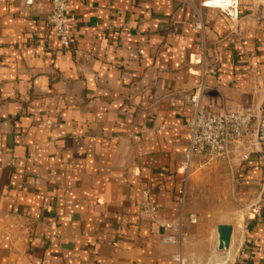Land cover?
Here are the masks:
<instances>
[{"label":"crops","instance_id":"0c3cea01","mask_svg":"<svg viewBox=\"0 0 264 264\" xmlns=\"http://www.w3.org/2000/svg\"><path fill=\"white\" fill-rule=\"evenodd\" d=\"M28 1L0 3V264H264L256 120L178 203L195 91L214 112L264 103V0H73L69 47L51 0ZM207 176L227 192L196 191ZM145 188L159 223L139 218ZM181 214L183 245L163 244Z\"/></svg>","mask_w":264,"mask_h":264},{"label":"built area","instance_id":"2783aa9c","mask_svg":"<svg viewBox=\"0 0 264 264\" xmlns=\"http://www.w3.org/2000/svg\"><path fill=\"white\" fill-rule=\"evenodd\" d=\"M73 0H51L52 11L48 24L62 46L69 47L74 42V27L69 15V7ZM7 0H0L5 3ZM31 0L28 1L30 3ZM205 6H213L223 11H229L236 6L233 0H205ZM203 88H198L191 98L192 116L188 124L189 148L186 161L182 164L185 170L183 185L178 190V203L183 207L186 203L187 183L194 163L208 167L217 163L230 146L239 143L249 134L253 122L257 121V141L259 152L264 156V103L257 113L249 110L214 112L201 102ZM139 218L145 221L159 223V209L152 198V192L145 188L141 192L138 203ZM186 218L181 214L176 220L165 221L162 225L168 234L162 237V243L182 246L185 240ZM197 218L191 215L190 224H195ZM174 261L185 264L181 254L174 256Z\"/></svg>","mask_w":264,"mask_h":264},{"label":"rangeland","instance_id":"374dc122","mask_svg":"<svg viewBox=\"0 0 264 264\" xmlns=\"http://www.w3.org/2000/svg\"><path fill=\"white\" fill-rule=\"evenodd\" d=\"M211 166H208L206 168H209ZM203 182V181H202ZM228 185L227 183L224 181V180H220V181H217L215 180L213 177L210 178V177H205V180H204V185L203 186H200V185H196L195 186V189L196 191H199L200 193L203 192V193H212V194H215L216 192H220V193H224L227 192L228 190ZM231 188H232V193H233V190H234V186L231 185Z\"/></svg>","mask_w":264,"mask_h":264},{"label":"water","instance_id":"95a60500","mask_svg":"<svg viewBox=\"0 0 264 264\" xmlns=\"http://www.w3.org/2000/svg\"><path fill=\"white\" fill-rule=\"evenodd\" d=\"M259 148V147H258ZM264 192V187H263ZM233 234V227L230 225H220L218 227V237H219V250L228 251L230 248L231 238Z\"/></svg>","mask_w":264,"mask_h":264},{"label":"bare ground","instance_id":"6f19581e","mask_svg":"<svg viewBox=\"0 0 264 264\" xmlns=\"http://www.w3.org/2000/svg\"><path fill=\"white\" fill-rule=\"evenodd\" d=\"M223 257V256H222ZM222 259H224V258H222ZM218 260V259H217ZM216 261V260H215ZM217 262V261H216Z\"/></svg>","mask_w":264,"mask_h":264}]
</instances>
